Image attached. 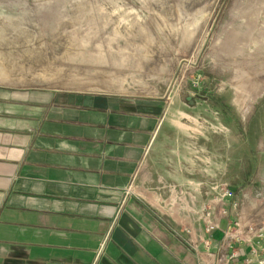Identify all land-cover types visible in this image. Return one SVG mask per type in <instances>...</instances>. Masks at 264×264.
Instances as JSON below:
<instances>
[{
  "label": "crops",
  "instance_id": "crops-1",
  "mask_svg": "<svg viewBox=\"0 0 264 264\" xmlns=\"http://www.w3.org/2000/svg\"><path fill=\"white\" fill-rule=\"evenodd\" d=\"M176 103L109 91L1 93L0 264H226L223 228L196 227L199 182ZM255 214L242 221L259 224ZM234 250L236 262L251 255L249 244Z\"/></svg>",
  "mask_w": 264,
  "mask_h": 264
},
{
  "label": "rangeland",
  "instance_id": "rangeland-1",
  "mask_svg": "<svg viewBox=\"0 0 264 264\" xmlns=\"http://www.w3.org/2000/svg\"><path fill=\"white\" fill-rule=\"evenodd\" d=\"M1 62L17 72L13 82L0 81L3 95L169 93L183 111L178 120L199 182L196 227L206 228L209 207L229 188L238 205H227L224 217L211 213L212 221L227 222L216 230L236 220L247 225L249 211L264 228V0H0ZM260 233L241 242L255 259L264 253Z\"/></svg>",
  "mask_w": 264,
  "mask_h": 264
},
{
  "label": "built area",
  "instance_id": "built-area-1",
  "mask_svg": "<svg viewBox=\"0 0 264 264\" xmlns=\"http://www.w3.org/2000/svg\"><path fill=\"white\" fill-rule=\"evenodd\" d=\"M234 197H235L234 192L229 188L224 189V191L220 193L218 197H216L215 204H217V206L219 207L218 214L220 213V215L224 217V215H226L227 210L225 209V207L227 205L234 206V207L237 205V202L235 201ZM208 216L209 217L211 216L210 211L207 217ZM233 227H235L236 229ZM219 228H220L219 222H216L215 220L212 221V219L209 220L208 218L207 226L205 228V231L207 234H211L214 230L219 229ZM263 229L264 228H260L257 224L244 225L241 221H237V220L234 222L233 226L228 225L226 227V230H224L223 241L220 244V251L222 252V256L227 255L226 264H264V253H263V256L258 259H255L253 256H250L249 258L236 262L235 259L238 255V251L234 250L235 243L237 242L241 243L243 241H248L252 238L258 237V235L261 236L260 232ZM234 241H237V242L234 243ZM204 243L207 249L209 250L210 242L206 240ZM195 246L197 247L196 244ZM196 247L194 249H196ZM261 250L264 251V245H261ZM252 254H253V251H252Z\"/></svg>",
  "mask_w": 264,
  "mask_h": 264
},
{
  "label": "bare ground",
  "instance_id": "bare-ground-1",
  "mask_svg": "<svg viewBox=\"0 0 264 264\" xmlns=\"http://www.w3.org/2000/svg\"><path fill=\"white\" fill-rule=\"evenodd\" d=\"M65 40V39H64ZM5 63V62H4ZM3 63V64H4ZM2 64V62L0 63V81L2 82V81H5V82H13L15 79H14V77H15V73H17L16 71H10L7 67H5L4 65ZM49 65V64H48ZM21 68V67H20ZM19 68V69H20ZM16 70V69H15ZM42 70V69H41ZM25 70H23L22 72H24ZM44 71V70H43ZM54 71V70H53ZM21 72V73H22ZM48 73H50V71H47ZM46 72V74H48ZM25 73V72H24ZM44 73V72H43ZM55 72H52V75L54 74ZM60 73V72H59ZM58 73V74H59ZM56 75H57V73H56ZM55 75V77H56V79H58L57 78V76ZM60 75V74H59ZM54 76V75H53ZM6 77H8V79L6 78ZM25 77V76H24ZM33 77V76H32ZM70 77H71V75H70ZM18 78V77H17ZM14 79V80H13ZM21 79V78H20ZM42 79H44V78H42ZM55 79V78H54ZM18 81V80H17ZM21 81V80H20ZM42 81V80H41ZM19 82V81H18ZM70 84V83H69ZM68 84V85H69ZM72 84V83H71ZM88 87V86H87ZM142 90V89H141Z\"/></svg>",
  "mask_w": 264,
  "mask_h": 264
},
{
  "label": "water",
  "instance_id": "water-1",
  "mask_svg": "<svg viewBox=\"0 0 264 264\" xmlns=\"http://www.w3.org/2000/svg\"><path fill=\"white\" fill-rule=\"evenodd\" d=\"M169 98V93L164 97L165 100H168Z\"/></svg>",
  "mask_w": 264,
  "mask_h": 264
}]
</instances>
